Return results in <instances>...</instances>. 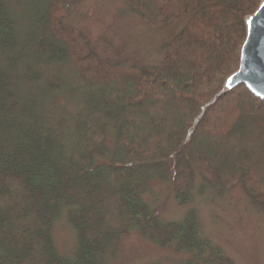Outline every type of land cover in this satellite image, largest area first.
<instances>
[{"label":"trees","instance_id":"obj_1","mask_svg":"<svg viewBox=\"0 0 264 264\" xmlns=\"http://www.w3.org/2000/svg\"><path fill=\"white\" fill-rule=\"evenodd\" d=\"M122 1L152 28L182 23L156 65L102 58L63 25L65 0H0V264H103L131 230L185 255L178 264H237L194 208L162 221L144 198L163 182L190 205L200 163L211 176L196 192L240 185L264 210V101L225 87L261 0ZM62 213L72 257L52 237Z\"/></svg>","mask_w":264,"mask_h":264},{"label":"rangeland","instance_id":"obj_2","mask_svg":"<svg viewBox=\"0 0 264 264\" xmlns=\"http://www.w3.org/2000/svg\"><path fill=\"white\" fill-rule=\"evenodd\" d=\"M65 1L67 9L63 25L80 31L102 58L112 62L139 67L156 65L162 58L161 44L182 27L179 23L169 28H152L130 12L122 0ZM229 33L227 36L233 38L234 30L230 29ZM112 136L109 129L101 153L94 154L97 161H109ZM196 168L199 181L201 176L210 178V171L203 164H197ZM148 191L144 198L162 221H178L186 208L192 207L196 210L201 232L221 247L231 260L237 264H264V210L250 203L240 185L221 195L211 189L195 191L194 201L186 207L177 204L169 183L154 182ZM52 237L61 255L73 256L76 237L64 213L54 222ZM184 257L170 248L155 245L131 230L107 252L103 264H178L179 259Z\"/></svg>","mask_w":264,"mask_h":264},{"label":"water","instance_id":"obj_3","mask_svg":"<svg viewBox=\"0 0 264 264\" xmlns=\"http://www.w3.org/2000/svg\"><path fill=\"white\" fill-rule=\"evenodd\" d=\"M239 85L264 101V0L246 19V37L240 49L239 66L225 82L227 90Z\"/></svg>","mask_w":264,"mask_h":264}]
</instances>
